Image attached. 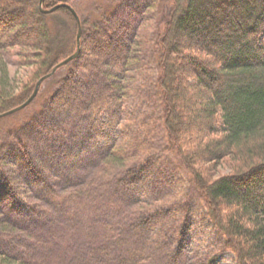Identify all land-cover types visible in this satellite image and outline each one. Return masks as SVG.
I'll return each instance as SVG.
<instances>
[{"label": "trees", "instance_id": "obj_1", "mask_svg": "<svg viewBox=\"0 0 264 264\" xmlns=\"http://www.w3.org/2000/svg\"><path fill=\"white\" fill-rule=\"evenodd\" d=\"M168 1L170 10L154 37L155 27L142 21L133 30L125 23L116 32L108 23L88 29L74 0L67 3L75 6L80 21L62 0H43L42 5L41 0H0V120L77 50L81 24L80 52L42 81L36 97L50 92L48 110L70 116L116 103L121 127L105 162L106 168L120 164L125 169L124 182L153 165L164 135L165 150L174 152L191 174L208 217L224 237L222 249L234 251L237 264H264V0ZM12 55L25 68L20 80L9 72L6 57ZM132 67L146 83H137V76L129 81L134 85L128 84ZM125 90L151 106L135 114L117 106ZM7 133L25 164L20 174L37 179L40 171L28 145L15 132ZM9 170L0 158L6 183L0 191V264H37L38 248L24 244L21 236L43 229L37 222L46 216L45 208L28 192L22 197ZM39 176L53 195H60ZM174 212L150 207L129 229L164 223ZM46 235L35 242L42 250L53 246L55 236ZM167 255L168 264H174V255Z\"/></svg>", "mask_w": 264, "mask_h": 264}, {"label": "rangeland", "instance_id": "obj_2", "mask_svg": "<svg viewBox=\"0 0 264 264\" xmlns=\"http://www.w3.org/2000/svg\"><path fill=\"white\" fill-rule=\"evenodd\" d=\"M74 3L88 29L94 30L96 23H108L116 32L125 23L133 30L142 21L144 26L155 27L154 37L171 6L168 0ZM16 58L7 56L6 60L11 76L20 80L25 68L17 64ZM126 74L132 78L127 79L129 85H134L129 81L135 82L137 76V83H146L136 67ZM134 93L125 90L117 106H128L134 114L151 106L148 99L140 100ZM49 94L39 95L28 107L0 120V158L10 166L7 174L18 180L15 184L22 197L26 198L28 192V198L45 208L46 216L37 222L43 229L34 228L21 236L24 244L38 248L37 264H168V251L174 255V264H237V254L222 249L224 237L208 217L207 204L194 188L191 174L174 152L165 150L164 135L158 141L153 165L124 182L125 169L120 164L106 168L105 162L121 127L116 103L93 114L70 116L48 110L45 99ZM8 131L28 145L40 171L35 173L37 179L20 174V170L26 171L25 164ZM39 174L55 185L60 195H53ZM2 190H6V183L0 175ZM150 207L173 208L175 212L162 219L164 223L156 221L144 230L129 229L135 217ZM116 231L121 233L119 239L114 238ZM14 233L22 231L16 229ZM45 235L55 236L48 250L35 243L46 240Z\"/></svg>", "mask_w": 264, "mask_h": 264}, {"label": "water", "instance_id": "obj_3", "mask_svg": "<svg viewBox=\"0 0 264 264\" xmlns=\"http://www.w3.org/2000/svg\"><path fill=\"white\" fill-rule=\"evenodd\" d=\"M62 1L64 2V4H67V5H69V6L71 7V9L73 10V12L76 14L78 20L80 21V16H79V14H78L76 8H75L73 5L67 3L68 0H62ZM42 3H43V0H41V5H42ZM54 9H55V7L50 8V9H44V11H45V12H50V11H52V10H54ZM81 33H82V28H81V24H80V28H79V32H78V37H77V38H78V48H77V50H76L71 56H69L66 60H64L62 63H60V64H58L57 66H55V67L53 68V70H52L50 73L44 75L42 78H40V79L38 80V82H37V84H36V87H35V90H34L33 94L30 96V98H29L24 104H22V105H20V106H18V107H16V108H14L13 110H10V111L7 112V113L14 112V111H16V110H18V109H20V108H22V107H25L27 104H29V103H30V102L36 97V95L38 94V92H39V88H40V86H41L42 81H43L45 78L51 76V75L57 70V68H58L61 64L70 61L71 59H73L74 57H76V56L78 55V53L80 52V39H81Z\"/></svg>", "mask_w": 264, "mask_h": 264}, {"label": "bare ground", "instance_id": "obj_4", "mask_svg": "<svg viewBox=\"0 0 264 264\" xmlns=\"http://www.w3.org/2000/svg\"><path fill=\"white\" fill-rule=\"evenodd\" d=\"M79 28H80V25H79ZM81 28H82V26H81ZM79 32V31H78Z\"/></svg>", "mask_w": 264, "mask_h": 264}]
</instances>
